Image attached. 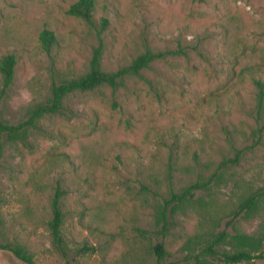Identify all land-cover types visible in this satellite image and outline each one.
Listing matches in <instances>:
<instances>
[{"label":"rangeland","instance_id":"obj_1","mask_svg":"<svg viewBox=\"0 0 264 264\" xmlns=\"http://www.w3.org/2000/svg\"><path fill=\"white\" fill-rule=\"evenodd\" d=\"M76 1L0 0V58L17 57L5 92L0 77V117L8 123L25 120L53 83L89 70L98 42L66 13ZM94 1L96 23L109 22L103 71L147 50L165 56L115 90L68 96L63 113L4 144L0 242L25 246L34 264H196L187 256L199 247L190 241L257 233L260 219L235 214L258 195L264 214V100L259 106L254 85L264 81V0ZM45 29L55 37L50 53L39 39ZM197 181L208 186L174 214L175 203L165 209L172 193ZM56 189L64 192L65 254L49 227ZM0 264L26 263L0 251Z\"/></svg>","mask_w":264,"mask_h":264},{"label":"trees","instance_id":"obj_2","mask_svg":"<svg viewBox=\"0 0 264 264\" xmlns=\"http://www.w3.org/2000/svg\"><path fill=\"white\" fill-rule=\"evenodd\" d=\"M202 2L203 0H194ZM95 1L77 0L71 4L66 13L70 16L83 21L91 30L95 32L98 46L95 49L89 62V70L83 76L71 80H64L60 83H53L50 96L44 103H35L29 109L28 117L16 124L8 123L0 117V161L3 158L4 144L6 142L23 141L31 129H36L39 121L48 115L61 114L65 111L64 102L66 98L75 93L92 92L101 87H108L112 90L124 84L127 77L144 78L143 73L151 67V64L157 59L163 58V53H153L147 50L142 55L135 58L129 65L117 69L113 72H105L101 68L100 60L102 53V34L107 28L109 22L106 18H101L99 24L94 19ZM39 39L42 48L46 53H50L55 42L52 31L43 30ZM17 57L14 54H7L0 58V77L2 82V92H5L14 80ZM257 89V100L261 106L264 100V81L254 80ZM217 176V175H216ZM214 175V177H216ZM213 178H211L212 180ZM210 181V180H208ZM208 182L197 181L181 193H172L169 200L165 202V209L171 203H175L170 213L174 214L179 205L185 201L193 199L196 194L206 188ZM63 191L56 189L51 202L52 219L49 222L51 235L58 250L65 254L64 241L61 234L63 223V212L61 210V197ZM261 196H254L247 199L236 212L235 216L245 220L260 219V227L264 225V214L260 206ZM165 211L162 216L163 231L168 229V220ZM1 224V220H0ZM264 238V226L253 234L237 233L229 236L227 232H220L211 235L209 238L195 239L190 241L199 249L188 254V260L195 261L196 264H216L214 261H221L222 264H237L242 262H251L254 260H264V247L262 239ZM231 245V250L223 249L225 245ZM154 254L158 260H163L166 256V250L163 243H157L153 247ZM0 251H8L18 260L26 264H34L33 257L28 249L20 244L10 242H0Z\"/></svg>","mask_w":264,"mask_h":264}]
</instances>
